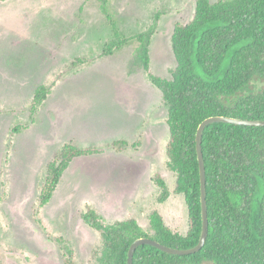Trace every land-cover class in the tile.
<instances>
[{"label":"rangeland","instance_id":"374dc122","mask_svg":"<svg viewBox=\"0 0 264 264\" xmlns=\"http://www.w3.org/2000/svg\"><path fill=\"white\" fill-rule=\"evenodd\" d=\"M196 1L0 0V264H62L68 250L97 264L89 208L104 225L133 219L151 234L157 211L186 233L168 108L152 78L171 77L173 27L191 22ZM146 34L147 68L135 63ZM66 143L103 152L73 160L41 203L47 162Z\"/></svg>","mask_w":264,"mask_h":264},{"label":"trees","instance_id":"16d2710c","mask_svg":"<svg viewBox=\"0 0 264 264\" xmlns=\"http://www.w3.org/2000/svg\"><path fill=\"white\" fill-rule=\"evenodd\" d=\"M106 9L107 0H101ZM113 46L122 42L112 24ZM140 38L138 60L147 68L150 34ZM171 46L176 67L170 78H152L168 108L166 154L176 172V191L184 196L188 228L172 231L157 211L152 232L128 223L104 225L94 209L82 214L100 232L97 264H127L133 240L149 237L164 245L190 248L202 230L200 176L195 135L199 123L212 115L264 119V0H197L187 24L173 27ZM110 47L104 49L106 53ZM126 141L113 142L118 150ZM208 233L196 253L173 255L140 245L133 264H264V126L214 122L201 141ZM103 148L66 143L48 160L41 203L48 201L62 173L80 157ZM163 192L160 200L166 198ZM62 264H77L68 250Z\"/></svg>","mask_w":264,"mask_h":264},{"label":"water","instance_id":"95a60500","mask_svg":"<svg viewBox=\"0 0 264 264\" xmlns=\"http://www.w3.org/2000/svg\"><path fill=\"white\" fill-rule=\"evenodd\" d=\"M214 122H224V123L246 125V126H264V119H244V118L230 117L224 115L208 116L199 123L196 130L195 141H196V152H197V160H198L199 176H200L202 230L197 244L190 248H177V247L164 245L163 243L149 237H139L133 240L128 248L127 264H133L134 252L136 248L140 245H145V244L151 245L163 252L173 255L193 254L198 252L203 247L208 233V218H207V204H206V176H205V167H204L201 141H202V133L204 128L210 123H214Z\"/></svg>","mask_w":264,"mask_h":264}]
</instances>
